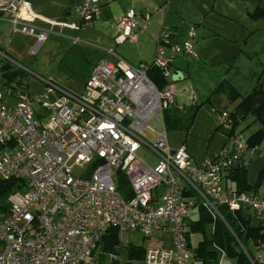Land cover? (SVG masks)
Wrapping results in <instances>:
<instances>
[{
  "label": "built area",
  "instance_id": "built-area-1",
  "mask_svg": "<svg viewBox=\"0 0 264 264\" xmlns=\"http://www.w3.org/2000/svg\"><path fill=\"white\" fill-rule=\"evenodd\" d=\"M74 13L78 22L49 20L29 0H0V21L9 22L10 38L32 37L30 56L54 28L63 34L96 20L99 0H80ZM141 18L146 23L150 13L127 10L117 22L115 41L134 38ZM193 35L190 26V38L178 42L174 29L162 23L152 60L140 64L112 47L102 48L104 55L80 93L36 76L42 83L38 92L15 96L17 85L3 86L0 72V181L17 180L6 210H0V264H100L98 242L110 227L116 229L119 246L128 244L130 232L142 235L143 264H194L187 220L196 205L222 221L221 206L253 215L261 226L254 253L236 241L248 264H264V179L254 192H239L225 181L234 165L264 153V140L250 144L233 133L229 145L200 163L184 144L172 148L168 142L163 115L175 107L171 83L182 79L172 63L182 55L198 58ZM0 56L5 64L15 63L1 50ZM155 70L166 81L163 86L152 78ZM213 111L219 126L231 131L230 111ZM158 117L162 126L157 129L151 123ZM140 150L152 160L143 159ZM120 175L129 197L118 189ZM105 257L111 261L118 255ZM218 264L232 262L221 251Z\"/></svg>",
  "mask_w": 264,
  "mask_h": 264
},
{
  "label": "rangeland",
  "instance_id": "rangeland-1",
  "mask_svg": "<svg viewBox=\"0 0 264 264\" xmlns=\"http://www.w3.org/2000/svg\"><path fill=\"white\" fill-rule=\"evenodd\" d=\"M214 1L215 6L213 8ZM254 1L255 0L173 1L178 7L175 8V11H172L173 15L178 17L177 14L181 13L185 19L189 16L198 15L200 20L204 19L200 25V27L203 28L202 31L207 32L209 35L211 33H216L214 37L209 36L204 41L200 39L195 47L197 51H200L198 50V46L201 45L205 53L209 51V59L206 64H203V61L199 58L179 59L180 61L188 62L190 74L186 76L187 78L180 81L182 87L177 86L175 82L171 83L173 84L175 107H171L164 111L168 119L167 123L165 121V126L169 145L172 148H177L181 146V144H184L188 152L197 162L206 155V158H209L213 149L217 150L215 152L217 153L220 150V145L226 139L223 132L225 133L227 131L219 126L218 113L213 111V109L216 111H221L223 109L229 110L234 105V103H231L230 100L226 98L227 93L211 94L212 89L217 86L222 78H225L226 71L230 68V78H238L240 83L243 84L239 87V91L245 93L243 89L246 88L248 84L249 69L254 67L256 58L262 55L258 48L260 47L264 33L259 32L264 29L256 31V27L253 25L252 21L248 19L246 24L239 23V21L245 18L247 13H252L254 11V5H256ZM168 2L161 4L158 11H155L157 12L156 15H164L163 9L165 8L166 10V8H168L170 0H168ZM260 5L264 7V0H261ZM222 11L232 17L236 14L237 20H225L218 14ZM70 16H73L74 19L77 17L74 15V11L70 12ZM100 22L101 23L96 25L94 22L90 21L86 23L79 32L65 29L63 34H58L56 32L57 28H54L53 32L49 34L43 42L38 53L34 56H30L27 54V48L32 43V37L23 34H15L13 38H10L9 22L0 21L1 36H3L0 43V50L15 62L13 65L9 64L10 66H7L5 64L7 61L6 58L0 56V68L6 67L8 71L15 72L13 84L15 86L17 85V87L14 91V95L17 96L19 92L32 94L38 92L42 87V83L36 76L49 79L51 82L72 93H79L83 82H85L94 66L93 62L95 60L90 58V56H95L99 51L97 48L103 45V41L101 40L107 37L105 34L113 32L114 30V24H112V22H107L105 24L102 23V20H100ZM238 23L242 25V27H245L242 31L239 30ZM75 35H79L80 40L78 42H74L72 39ZM246 35L249 37L247 40L248 51L244 49L240 50L243 47V37L245 38ZM228 42L231 43V47H228ZM253 52L254 56L252 58L246 56V54H253ZM255 52L257 53L255 54ZM238 53H240V55L236 58ZM142 62L144 61L137 60L133 63L140 64ZM18 67L24 69V71H19ZM261 80H264V77H262ZM182 89H185V91L183 92ZM191 95H195L196 100L191 101L189 98ZM207 97L210 98L208 102L205 101ZM178 105H182L184 109H176ZM195 106H198V108L194 111ZM151 126L158 129L160 127L159 120L153 121ZM217 127H219V129H217ZM258 128H260V124L254 121V118L249 115L240 120L239 124L233 128L232 133H239L245 138ZM226 145H229V141ZM139 154L147 161L152 160L151 154L144 150H140ZM262 165H264V153L256 156L249 165L246 176L249 183L255 182L258 170ZM197 214V212H194L191 218L195 219ZM250 216L252 217V222L255 224L256 218L251 214ZM212 226V223L205 224V234L207 236L211 234ZM200 238L201 236L198 233H193L190 236L192 250L195 248ZM127 243L128 246H139L142 248L145 246L144 238L137 232L129 233ZM249 251L251 254L254 253L252 248H250ZM117 253L119 263L131 261L128 256L127 247L118 248ZM133 262L137 263V260H133Z\"/></svg>",
  "mask_w": 264,
  "mask_h": 264
},
{
  "label": "crops",
  "instance_id": "crops-1",
  "mask_svg": "<svg viewBox=\"0 0 264 264\" xmlns=\"http://www.w3.org/2000/svg\"><path fill=\"white\" fill-rule=\"evenodd\" d=\"M173 1L174 0H170V4L168 5V8H166V10H165V8L163 9L164 15L160 16V14L156 15L157 12H155V11H158L161 4H163L165 2L167 3L168 0H161V1L160 0L159 1H157V0H99L100 14H99V17L92 22H94L96 25L101 23L100 20H102L103 24H105L107 22H112V24H114L113 25L114 30H113V32H108L105 34V36H107V37H105L103 40H101V41H103V45H101V47L97 48V49H99V51L96 53L95 56L94 55L90 56V58L95 60L93 62V65L97 62V60L102 55H104L102 48H107V47H112L120 56H122L124 59H126L127 61H129L131 63H133L137 60L138 61H144V62H150L152 60L153 54H154L155 39H156L157 33H158L159 28H160L162 23L168 24L169 26H171L174 29L175 36H176V39L178 42H182L184 39L190 38L189 37V28H190V26H193L195 28L194 29V35L191 38V40L193 42V49L197 53L198 58L203 61L202 63L206 64L207 60L209 59V54H208L209 51H207V53H205L201 45L198 46V50H200V51H197L195 47L197 46V42L200 39L202 41H204L209 36L214 37L216 35V33H213V34L211 33L209 35L207 32L202 31L203 28H201L200 25L202 24L201 22H203L204 19L200 20L198 15L189 16L186 19L182 16L181 13L177 14L178 17L173 15L172 11H175L176 10L175 8H178L175 5V3H173ZM29 2L31 4V7L33 8V10L43 18H46L49 20H61V21H66V22H78L77 17L74 19L73 16H70V12L74 11L75 6L80 2V0H29ZM254 3H256V5H254V9L257 6L264 9V7H262L260 5L261 0H259V1L255 0ZM213 4H214L213 5V8H214L215 1L213 2ZM129 9H133L136 12H141V13L142 12H149L150 18L144 24H143L144 20L142 18L139 20L140 26L137 29L133 30V33L135 34L134 38L128 37L125 40H123L122 42H116L115 37L119 31L117 28V22L120 19V17L123 14H125V12ZM215 12H217V11H215ZM218 14H220V16L227 21H229V20L236 21L237 20L236 14L234 15V17H232L231 15H227L223 11L219 12ZM74 15H75V13H74ZM261 18H264V17H260V18L255 19V18H252L250 16V13H247V15H245V18L242 19L241 21H239V23L240 24H246L248 20L252 21V23L256 27V31H257L259 29H264V19H261ZM260 21H262V22H260ZM239 23H238L239 30L242 31V29L245 27H242V25H240ZM83 26L84 25L80 26L79 30L74 31V32H79ZM196 26H197V28H196ZM71 31H73V30H71ZM0 32H2L1 29H0ZM259 33H264V30H261ZM76 36L79 37V35H76ZM11 38H13V37H11ZM248 38L249 37H247V35L245 36V38L243 37V40H242L243 47L240 50L244 49V50L248 51V49H247L248 48V46H247ZM227 45H228V47H231L230 42H228ZM258 50H259L260 54H262V55L259 58L258 57L256 58V62H255L254 67L249 69L250 73L248 74V76H249V79L247 81L248 84H247L246 88L243 89V92H245V93H242L241 91H239L240 90L239 87L242 86L243 84L240 83L238 78H236V79L230 78V75H229L230 68L226 71L225 78H222L220 80V82L222 80H225L228 84L233 86L238 91V93L240 94V97H244L245 95L250 93L251 90L253 89V87L257 84V82H260L262 84V86H264V83H262V82H264V80H261V78L264 77V57H262V56H264V36H262V41L260 43V47L258 48ZM256 53L257 52H255V54ZM239 55H240V53H238L236 55L237 56L236 58H238ZM246 56H248L249 58H252L254 56V52H253V54L248 53V54H246ZM181 58L194 59V58L189 57L187 55H182L173 61V63H172L173 71L180 78H182V79L175 82V83H177L176 85L179 87H182V84H180V81L187 78L186 76H189V74H190L188 64H187L188 62L180 61L179 59H181ZM133 64H135V63H133ZM84 83L85 82H83V85H84ZM83 85L80 88L81 91L83 90ZM182 91L184 92L185 89H182ZM219 93H227V92L222 91ZM211 94H213V93H211ZM192 97H194V100H196L195 95H191L189 97L190 100ZM226 98L229 99L228 95ZM208 99H210V98L207 97L205 101L208 102L209 101ZM239 100H240V98H237L234 101L230 100V102L234 103V105L231 109H229L227 111L231 112ZM223 110H226V109H223ZM163 119H164V122L167 119L165 114L163 115ZM158 120L160 122V127H161L162 126V117H158V119L156 121H158ZM232 131H233V128L231 131H227L225 133L223 132L226 139L220 145V149L223 146H225L228 143V141L230 143V139L232 137V135H230V134H233ZM248 136L245 138L247 139ZM216 151L217 150L213 149L211 151V154L209 155L210 156L209 158H206V156H207L206 155V156H204L205 158L203 157L202 159H199L198 162L196 160H194V158L192 157V155L190 153L189 154L191 155V157L195 163H200L203 161L210 160ZM254 159H255V157L251 160H245V161L239 162L237 165H234L233 168L230 171H228L225 175L226 176L225 177L226 184L229 187L238 190L236 182L232 178L233 171L242 167V166H245L246 176H247L248 167ZM261 168H264V165H262ZM256 179H257V176H256ZM246 181H247V178H246ZM247 183L250 185V187H249V189H247L244 192H254L259 186V185L255 186L254 185L255 182L249 183L247 181ZM247 213L249 214V212H247ZM250 218L252 219L251 216H250ZM257 223H258V220L256 219V224Z\"/></svg>",
  "mask_w": 264,
  "mask_h": 264
},
{
  "label": "trees",
  "instance_id": "trees-1",
  "mask_svg": "<svg viewBox=\"0 0 264 264\" xmlns=\"http://www.w3.org/2000/svg\"><path fill=\"white\" fill-rule=\"evenodd\" d=\"M252 18L264 17V9L257 6L252 13ZM10 66L9 64H6ZM5 70V71H3ZM0 72L4 79L3 86L9 87L15 77V72H10L6 67H1ZM20 71L21 69L18 68ZM22 71V70H21ZM152 78L156 81L158 86H163L165 80L159 75L158 71H151ZM226 91L231 101L240 98L238 103L235 105L233 110L230 112L232 119V128L236 127L240 120L247 116H252L254 121L260 124V128L251 133L247 141L250 144H256L264 140V100L258 99L264 96V86L260 82L253 87L250 93L244 97H240L238 91L228 84L225 80H222L211 93H219ZM209 100V99H208ZM198 106H195L194 111L197 110ZM166 119V123H167ZM219 129V127H217ZM232 178L236 182L239 192H244L249 189L250 185L246 181V169L242 166L233 171ZM264 179V168L259 169L255 186L259 185L261 180ZM118 189L125 196L129 197L130 191L127 186L125 178L120 175L118 179ZM17 185V180L10 179L0 181V210L5 211L7 208L6 198L13 188ZM254 186V187H255ZM220 213L223 216L224 221L230 227L232 233L224 224V221L218 217H213L203 206L196 205L193 210L197 212V217L192 219L191 217L187 220L188 240L190 242V236L193 233L200 234L201 238L198 240L195 248L192 250L194 264H218L220 252L223 251L225 256L233 262V264H248L246 256L243 250L240 248L236 239L242 244V246L248 251L259 238H261V226L259 222L254 224L250 215L244 211L230 212L224 206L219 208ZM212 223V231L209 236L205 234V224ZM127 247L128 256L131 261L126 263H119L118 258L116 260L105 261V254L117 253L118 248ZM192 247V246H191ZM97 258L100 264H143V248L139 246H128V244L119 246L116 241V229L110 227L102 234L98 246H97ZM219 251V253H218ZM133 260H137L134 263Z\"/></svg>",
  "mask_w": 264,
  "mask_h": 264
},
{
  "label": "water",
  "instance_id": "water-1",
  "mask_svg": "<svg viewBox=\"0 0 264 264\" xmlns=\"http://www.w3.org/2000/svg\"><path fill=\"white\" fill-rule=\"evenodd\" d=\"M174 78V76H172V79ZM258 99H260V101L261 100H264V96H261V97H259ZM240 245V244H239Z\"/></svg>",
  "mask_w": 264,
  "mask_h": 264
}]
</instances>
